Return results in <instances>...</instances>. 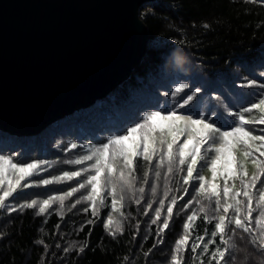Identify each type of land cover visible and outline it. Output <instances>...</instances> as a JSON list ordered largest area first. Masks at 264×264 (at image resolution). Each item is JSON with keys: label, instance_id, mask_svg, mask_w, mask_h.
<instances>
[{"label": "trees", "instance_id": "16d2710c", "mask_svg": "<svg viewBox=\"0 0 264 264\" xmlns=\"http://www.w3.org/2000/svg\"><path fill=\"white\" fill-rule=\"evenodd\" d=\"M139 11L140 19L148 29L149 42L144 58L129 78L103 99L66 114L34 137L0 131L1 154L10 156L17 152L28 158L31 154L37 155L40 150L46 153L50 151L52 136L60 140L66 135H76L87 140L96 134L97 123L129 124L140 113L160 107L164 101L162 92L179 75L168 73L163 82L156 84L169 71L167 61L173 50L180 49L190 55L197 67L193 75L200 72L197 77L208 83L227 80L236 70L256 68L263 63L264 0H156L143 4ZM205 24L209 27L205 28ZM152 86L155 87L151 89ZM95 117L102 119L96 121L98 118ZM43 137H49L50 142ZM158 160L156 157L148 165L143 158L136 157L134 183L138 188L151 190L157 180L158 188H166L168 198L165 199L164 193L142 205L141 201L132 204L133 201L127 200L124 195L123 206L117 211L122 220V228L118 232L105 227L112 201L106 186L101 191L104 203L100 206L96 203L95 212L98 215H94L89 201L77 204L71 211L69 207L61 210L56 201L43 215H37L39 202L43 200L40 195L25 198L27 201L36 200L38 205L35 208L11 213L0 209V264H171L175 243L185 234L183 224L187 216L196 212L198 217L191 231V244L196 235L206 238V233L214 230L215 220L212 223L203 220L205 216L213 217L217 213L211 198L197 195L192 183L189 186L183 184L185 171L180 170L183 166L174 162L173 170L169 173L171 177L164 179L168 164L165 161L162 167H156ZM156 172L160 173L157 179ZM51 175L52 172H49L46 177L51 179ZM76 180L66 185L64 190L77 187ZM185 187L188 188V195L184 194ZM119 191L118 187V196ZM82 196L79 193L73 195L75 199ZM181 196L184 198L179 199ZM172 197H177L173 217L168 229L157 235ZM161 200L164 202L161 218L153 225L151 219L155 218L154 210L160 207ZM189 200L192 203L188 209L181 211V206ZM148 203L152 204L151 208L147 207ZM201 207H204V212H200ZM89 220L94 223L88 224ZM229 228L234 229V226L230 225ZM225 236L229 239L228 245H222L219 237H216V243L209 244V251L225 247L235 256L233 264H262L264 251L249 243L248 234L234 230L231 233L226 231ZM161 238L163 243L158 244ZM37 240L44 243L37 244ZM194 255L183 249L178 254L182 264H194L191 259ZM199 258L203 260L209 257L201 254ZM228 258L226 254L225 259Z\"/></svg>", "mask_w": 264, "mask_h": 264}, {"label": "snow or ice", "instance_id": "6c2138e0", "mask_svg": "<svg viewBox=\"0 0 264 264\" xmlns=\"http://www.w3.org/2000/svg\"><path fill=\"white\" fill-rule=\"evenodd\" d=\"M204 27L208 28L209 25L205 24ZM181 43H184V41H181ZM253 83V81H249L242 86L251 87ZM261 86L264 87V85ZM185 89H189V84L178 82L175 85V91L169 93L173 98H176L177 94L183 93L177 100V105L173 106V110H167L164 114L160 111H149L144 114L142 122H137L135 126L127 128L125 135L113 136L107 143L90 148L89 154L82 155L76 160L67 161V163L83 164L85 161L94 160V163L88 168L81 171H66L61 176H54L51 179H41L39 183L47 186L80 177L82 172L90 173L77 187H71L62 195L49 196L40 202L36 214L43 215L56 201H59V208L63 210L65 208L64 200L71 198L87 186H90L88 194L72 203L69 211L80 204L81 200H84L91 202L94 215H98L95 212L96 203L98 198L100 204L104 203L103 198H101V191L104 186H108V194L112 197V210L118 211V206H123V193L125 191L132 192L135 187L134 173L137 170V165L134 164V159L137 156H142L143 160L151 165L157 151H159L160 156L156 167H162L166 161L168 164L167 172L171 173L174 162H178L180 166L186 165V168L181 167L180 169L186 171L183 184L189 185L194 179L198 180V188L193 185L195 193L207 198H215L214 211L219 213L217 216L204 217L203 222L205 223L216 221L214 230L206 233L209 235L208 241H205L204 235H196L191 244L189 243L191 231L198 217L196 212H192L187 216L183 224L185 234L175 243V254L171 257V264H182V258L178 256L182 249L196 254L191 257L194 264L196 261H198V264H221V262L223 264H233L235 256L230 254L228 248L217 247L213 251H209V244L216 243V237H219L222 245L229 244V239L225 236L226 231L231 233L234 230H240L248 234L250 237L249 243L264 251V181L260 180V177L264 176V159H261L264 158V135L254 134L244 127L248 124L264 125V115L258 119L246 118L244 115V113L253 112L254 109L264 113V98L260 99L258 103H253L251 107H245L243 112L229 113L234 117L238 116V124L230 130H221L214 121L210 123L205 117L199 115L194 117L190 114L191 109H187L185 106L193 100L195 92H185ZM195 91H199V89ZM177 107L185 108V112H178L175 110ZM261 131L264 132V129H261ZM181 137H184L183 142H180ZM157 142L159 143V149L157 148ZM238 146H243V156L250 159L251 163L259 170V174L252 176L250 180L247 179V171L244 170L243 165L238 164L234 156ZM71 147L76 148L77 145L72 144ZM202 147L204 148V154L201 152ZM213 151L216 154L214 157L206 156L208 152ZM202 159L210 162V164H202L201 167H208L212 174V182H208L203 175L196 172V166ZM45 163L47 162L38 161L20 165L13 163L10 157L0 155V191H2L0 209L11 213L24 208L37 207L38 202L36 200L27 201L18 206H11L5 201L16 192L17 188L32 187L31 184L22 185L21 182L35 174L41 168V165ZM218 165L222 167V171L219 172L224 180L222 190L220 185L215 182L218 176ZM194 172H196L195 176ZM155 175L159 177L160 173L156 172ZM236 179H240V189H235V183L229 185V180L235 181ZM258 184L259 187H257ZM118 187L120 189L119 196L117 195ZM138 191L143 194L145 189L140 187ZM151 191L155 194L156 188L152 187ZM183 191L185 195L189 194L187 187ZM253 191L257 196L255 207L253 206ZM241 197L243 199H240ZM167 198V193H165V199ZM183 198V196L179 197V199ZM136 202L139 203V200ZM191 203V200L187 201L181 206L180 210H187ZM159 204L160 207L154 210L155 218L151 219L153 225L160 220L164 208L163 200L159 201ZM176 204L177 197H172L171 203L166 209V218L162 221L157 235L168 229ZM147 207L151 208L152 204L148 203ZM230 210L232 212L231 216L228 215ZM204 211V207H201L200 212ZM254 212L257 213L255 216L253 215ZM144 214L147 215V212ZM87 223L92 224L94 221L89 220ZM111 223L112 219L109 217L105 227ZM230 225L234 226V229H230ZM56 227L58 228L59 225H56ZM41 231L43 232L44 229H41ZM36 243L43 244L44 241L37 240ZM157 243L162 244L163 239H159ZM155 247L156 244L153 245V248ZM198 249L200 250L199 253H197ZM83 250V248L80 249L81 252ZM65 251H68V249H65ZM150 251L151 249H149ZM201 254L209 258L202 260L199 258ZM226 254L229 256L227 260L225 259ZM262 264H264V261H262Z\"/></svg>", "mask_w": 264, "mask_h": 264}, {"label": "water", "instance_id": "95a60500", "mask_svg": "<svg viewBox=\"0 0 264 264\" xmlns=\"http://www.w3.org/2000/svg\"><path fill=\"white\" fill-rule=\"evenodd\" d=\"M156 0H0V131L39 134L103 99L144 58Z\"/></svg>", "mask_w": 264, "mask_h": 264}, {"label": "rangeland", "instance_id": "374dc122", "mask_svg": "<svg viewBox=\"0 0 264 264\" xmlns=\"http://www.w3.org/2000/svg\"><path fill=\"white\" fill-rule=\"evenodd\" d=\"M162 40V39H159ZM174 51V50H173ZM187 54V53H186ZM188 55V54H187ZM191 60V71L187 75L175 73L172 71H168L162 78L159 80L156 84H159V82L164 81V77L169 74L172 76H176L173 80V83L169 85V87H165V90L162 92V98L163 102L160 104V107L155 108L154 110H148L149 111H160L162 114L166 113L167 110H173V106L177 105V100L180 96L183 95V93L177 94L176 98H173V96L169 95V93L175 91V85L178 82H184L189 84V89H185V92L194 91L195 95L192 101L189 102L188 105L185 106L187 109H191L190 114L194 117L199 115L202 117H205L208 119V122H215L217 127H220L221 130H230L233 126L238 124V116L234 117L230 115L231 112H243V109L245 107H251L253 103H258V101L262 98H264V87L261 85H264V60L263 63L260 64L258 69L256 68H247L245 70H236L230 74V77L228 79L223 81H218L217 83H208L206 81H203L202 78L199 79L198 74L200 72H197V75H193L196 72V66L194 64V61L191 59V56L188 55ZM256 69V71H254ZM254 71V72H253ZM249 81H253V85L251 87H243L242 85L248 83ZM164 84V83H162ZM155 86H152L151 89H153ZM196 89H199V91H195ZM175 103V104H174ZM174 104V105H173ZM185 108H176L180 113L185 112ZM198 108V110H196ZM158 109V110H156ZM196 110V112H193ZM97 111V110H96ZM146 111L143 113H140L136 117L133 118V120L129 124L121 125V123H106V125H103L101 123L96 124V134L89 137L87 140L85 138H80L76 135H66L63 139H57L53 136L50 137L52 139L50 143V151L44 152L40 150L37 155L31 154V157L25 158L23 155L17 152H13L10 154V157L12 159L13 163H17L20 165L28 164L32 162H38V161H45L47 163L42 164L41 168L36 171L35 174L28 177L25 181H22L21 184H31L32 187H20L17 188L16 192L13 193L12 196L8 198L5 203L11 205V206H18L21 203L27 202L25 198H29L33 195H40L43 197V200L48 198L49 196H53L55 194H63L66 192L65 186L69 185L72 181L76 180V184L78 185L80 182H83L87 176L90 174L89 172H82V175L80 177L74 178L72 180H66L62 181L60 183H53L50 185H43L40 184L39 181L41 179H48L46 175L49 172H52L51 177L54 176H61L64 172H71V171H81L85 168H88L91 164L94 163L93 161H85L83 164H73V163H67L69 160H76L79 159L82 155L89 154V149L93 146H101L105 143H107L113 136L117 135H125L127 132V128L135 126L137 122H142V118ZM246 118L251 119H258L260 116L264 115V113H260L258 110L254 109L251 113H244ZM98 118L96 121L101 120V117H95ZM246 129L251 130L254 134L257 135H264V132L261 131V129H264V125L260 124H248L244 126ZM47 133V132H45ZM44 133V134H45ZM29 136V137H34ZM50 136V135H49ZM62 137V136H61ZM48 139L50 142L49 137H43V139ZM54 138V139H53ZM42 139V138H39ZM184 137L180 138V142H183ZM24 143V142H23ZM48 141L44 143V149L47 147ZM75 144L77 145L76 148H72L71 145ZM58 147V149H56ZM206 147V146H205ZM23 148V146H22ZM157 148L159 149V143L157 142ZM20 149V147H19ZM24 149V148H23ZM244 148L243 146H238L236 151L234 152V156L236 157V160L238 164L243 165L244 170L247 171L248 177L247 179H251L252 176L258 175L259 170L251 163L250 159H246L243 156ZM202 154H204V148L201 149ZM0 155H3L0 153ZM216 154L215 152H208L206 156H212L214 157ZM258 155V153H257ZM6 156V155H3ZM160 152L157 151L156 157L157 160L159 159ZM141 157L142 156H137ZM156 157L154 159H156ZM153 159V160H154ZM264 159V158H261ZM135 160V159H134ZM178 161V158H177ZM209 163L206 161V159H202L199 161V163L196 166V172H198L200 175H203L205 179L208 182H212V174L208 170V167H201L202 164ZM135 164V163H134ZM186 168V165L183 166ZM222 171L221 165H218V176L217 180L215 181L218 185H220L221 190L224 184L223 177L219 175V172ZM196 172H194V176L196 175ZM186 175V171H185ZM156 176V175H155ZM171 176L169 173L165 174L164 179H169ZM158 177L156 176V179ZM261 181H264V176L260 177ZM138 182V179H137ZM193 185H195L197 188L199 186L198 180H193L191 182ZM191 183L189 185H191ZM233 183H235V189L241 188L240 179H236L235 181L229 180V185L231 186ZM133 189L132 192L125 191L123 194L126 196L127 200L136 202L137 200L141 201V204L144 205L148 201H152V198L155 196H161L165 193L166 188H158L157 180L154 181V183L151 186L156 188L155 194L151 192L148 188L145 189L144 193L141 194L138 191V187L136 186ZM103 185V180H102ZM188 185V186H189ZM108 187V186H106ZM259 187V184L257 185ZM194 189V188H193ZM90 191V186H87L85 189H81L79 194L86 196L88 192ZM120 192V191H119ZM0 195H2V191H0ZM254 201L253 206L255 207L256 203V193L253 191ZM99 199V198H98ZM97 199V200H98ZM135 199V201H134ZM212 202L215 204V198H211ZM240 199H243L241 197ZM41 200L40 202H42ZM77 199H75L73 196L71 198H66L64 200L65 207H70L72 203H74ZM39 202V203H40ZM59 201H57V204ZM81 203H85L84 200H81ZM137 203V202H136ZM97 204L100 206V202L97 201ZM89 205L91 206V202L89 201ZM111 206V205H110ZM155 206H159V204H155ZM119 210L121 206L118 207ZM139 210V208H138ZM257 213L254 212L253 215L255 216ZM219 215V213H217ZM229 216L232 215V212L230 210ZM112 219V223L108 224L107 228L111 231L118 232L122 228V220L118 217L117 211H113L112 208H110V216ZM108 217V218H109ZM108 218L106 219V224L108 222ZM214 229V228H213ZM207 242L209 239V235L204 238ZM198 253V250H197Z\"/></svg>", "mask_w": 264, "mask_h": 264}, {"label": "clouds", "instance_id": "9594fccd", "mask_svg": "<svg viewBox=\"0 0 264 264\" xmlns=\"http://www.w3.org/2000/svg\"><path fill=\"white\" fill-rule=\"evenodd\" d=\"M167 67L172 72L187 75L191 71V60L183 50L177 49L170 54Z\"/></svg>", "mask_w": 264, "mask_h": 264}]
</instances>
